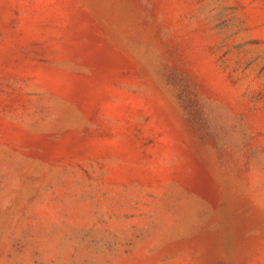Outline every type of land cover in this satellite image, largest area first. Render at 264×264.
Here are the masks:
<instances>
[{"label": "rangeland", "instance_id": "obj_1", "mask_svg": "<svg viewBox=\"0 0 264 264\" xmlns=\"http://www.w3.org/2000/svg\"><path fill=\"white\" fill-rule=\"evenodd\" d=\"M0 264H264V0H0Z\"/></svg>", "mask_w": 264, "mask_h": 264}]
</instances>
